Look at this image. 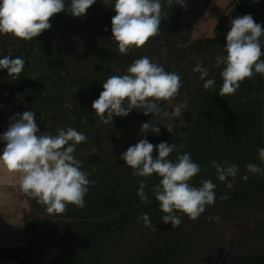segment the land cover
Masks as SVG:
<instances>
[{
    "label": "trees",
    "instance_id": "16d2710c",
    "mask_svg": "<svg viewBox=\"0 0 264 264\" xmlns=\"http://www.w3.org/2000/svg\"><path fill=\"white\" fill-rule=\"evenodd\" d=\"M69 2L65 0L66 5ZM161 2L164 16L160 34L150 38L144 50L135 49V55L120 54L112 41L115 0L107 5L104 0H96L82 17H73L67 11L55 14L50 18L51 28L29 41L0 35V58L20 57L25 61L17 79L0 69V136L2 121L25 111L35 113L40 131L55 135L58 128L73 127L87 137L77 146L75 157L82 161L81 170L90 173L89 180L95 181L82 210L69 205L65 213L49 215L45 207L27 196L31 210L24 218L26 243L0 246V264H104L106 252L117 237L132 228L150 232L163 243L142 248L130 257L131 264H174L177 255L185 256L190 231L163 223L164 213L152 194L160 177H135L120 159L129 146L141 139L153 145L174 143L176 150L170 160L175 162L178 155L187 152L201 165L191 184L199 186L201 179H211L217 185L215 204L206 207L200 216L203 223L215 210L221 215L228 210L234 216L241 214L256 195L264 194V175L246 172L249 163L264 168L257 151L264 148V76L255 74L241 83L235 95L221 97L223 66L215 67V57L226 54V34L232 19L251 14L264 28V0H234L212 37L201 36L192 41L189 31L182 28L185 25L180 21V5L170 7L166 0ZM101 34L107 37L97 42ZM162 50L164 55L156 64L178 73L183 82L180 91L184 88L189 95L183 123L174 125L172 133L166 125L159 127V134L150 128L119 152L112 139L118 116H113V124L104 125L96 117L92 103L99 98L109 76L126 74L134 59L147 56L151 60L152 53ZM197 63L209 70L208 78L215 81L212 89H204L199 73L192 71ZM5 146L0 140V154ZM152 155L155 158L158 152L154 149ZM213 160L224 166H238L231 189L216 178ZM142 179L146 180L148 203H141L137 196ZM224 194L230 198L221 200L219 197ZM144 213L150 217L155 233L138 221L137 217ZM231 244L243 249L235 264H264V216L250 240Z\"/></svg>",
    "mask_w": 264,
    "mask_h": 264
},
{
    "label": "clouds",
    "instance_id": "9594fccd",
    "mask_svg": "<svg viewBox=\"0 0 264 264\" xmlns=\"http://www.w3.org/2000/svg\"><path fill=\"white\" fill-rule=\"evenodd\" d=\"M96 0H0V35H11L23 41H29L51 28L50 18L55 14L67 11L73 17H82ZM111 0H104L107 5ZM171 7L179 4L186 7L184 0H166ZM116 13L111 21L113 41L120 54L127 55L133 48L143 47L150 38L160 34L163 20L161 0H115L112 7ZM264 28L255 22L251 14L237 16L231 20L230 30L226 34L224 52L215 57V67L221 68L222 86L219 95H235L245 79L255 74L264 76ZM25 61L20 58L5 56L0 58V69H6L8 76L17 79L23 72ZM199 73L204 81L203 87L210 90L214 79H209V70L200 63L192 69ZM183 86L180 75L165 71L163 66L151 62L147 56L134 59L126 74L109 76L102 84L103 91L92 103V109L98 120L104 124H113V116H127L133 109L143 110L144 115L178 118L185 105L174 107L171 111L161 108L160 102H170L179 95ZM254 95V94H253ZM6 132L0 136L5 147L0 154V165L8 172L18 173L20 190L28 197L45 207L49 215L63 214L69 205L78 209L85 207V196L90 185V173L82 171V161L75 157L77 146L86 142L84 133L73 127H61L55 135L40 133L36 115L32 111L17 113L10 117ZM87 122V121H85ZM152 120L141 126L142 132L159 134L160 129ZM174 124L166 125L172 133ZM186 135V133H183ZM154 149L158 156L153 157ZM176 150V145L161 142L153 145L147 139H141L129 146L121 155L125 165L132 169L135 177L148 178L153 174L160 177L152 188V194L159 202V209L164 215L161 221L171 224L172 228L182 223L181 213L190 220L196 221L216 202L217 185L211 179H201L199 186L190 181L200 173L201 165L194 162L191 154L178 155L175 162L169 159ZM258 157L264 164V148H259ZM216 170V178L226 182L227 188L234 186V178L239 172L237 165H221L211 161ZM207 171V169H205ZM246 172L253 175H264V168L249 163ZM229 177L233 180H229ZM246 181L247 175L243 177ZM146 180L139 183L137 196L141 203H148L145 193ZM227 200L226 194L219 197ZM145 227L155 233L150 217L144 213L137 217ZM209 220L219 217L209 216Z\"/></svg>",
    "mask_w": 264,
    "mask_h": 264
},
{
    "label": "rangeland",
    "instance_id": "374dc122",
    "mask_svg": "<svg viewBox=\"0 0 264 264\" xmlns=\"http://www.w3.org/2000/svg\"><path fill=\"white\" fill-rule=\"evenodd\" d=\"M233 1L184 0L186 7L180 6V21L185 25L182 28L189 31L191 41L201 36L212 37L216 32V25L220 22L221 17L229 12L232 7L230 3ZM106 37L104 34L98 35L97 42H103ZM116 48H118L117 45ZM135 49L136 51L144 50L143 47L133 48L127 55H135ZM151 55V61L156 63L160 56L164 55V52L162 50L161 53H152ZM32 67L36 66L33 64ZM188 99L187 91L182 88L175 99L160 105L161 108L168 111L176 106L185 105L186 108L182 109L184 111L181 116L174 119L154 116L153 113L144 115L143 110L137 109H133L127 116H118L119 124L116 133L112 136L117 150L125 151L128 144L138 140L145 133L141 131V126L145 122L152 120V123L157 124V127L182 124L187 111ZM10 122V119L2 121V133L7 131ZM44 132L49 133L48 130L40 131V133ZM18 175V173L8 172L0 165V246L25 244L28 236L24 218L31 208L29 199L19 188ZM212 214L209 216H218L219 220L208 219L203 223L200 217L196 222L190 220L186 215L178 213L182 216L180 226L184 231H190V238H187L188 247L185 256L177 255L174 264H235L243 249L240 245L235 247L231 242L250 240L254 235L259 219L264 216V194L256 195L247 209L236 216L230 210L225 211L223 215L216 210ZM162 243L157 236L150 232L142 233L141 229H129L117 237L111 249L106 252L104 264H131L130 257L134 254L137 255L138 251H142V248L147 249Z\"/></svg>",
    "mask_w": 264,
    "mask_h": 264
},
{
    "label": "crops",
    "instance_id": "0c3cea01",
    "mask_svg": "<svg viewBox=\"0 0 264 264\" xmlns=\"http://www.w3.org/2000/svg\"><path fill=\"white\" fill-rule=\"evenodd\" d=\"M10 180H11V179H10ZM1 187H3V188H4L5 186H1ZM7 187H9V186H7Z\"/></svg>",
    "mask_w": 264,
    "mask_h": 264
}]
</instances>
